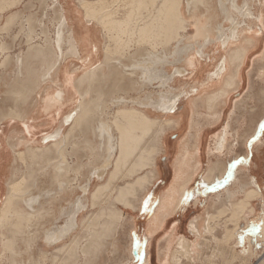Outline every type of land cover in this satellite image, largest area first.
Returning a JSON list of instances; mask_svg holds the SVG:
<instances>
[{
	"label": "bare ground",
	"instance_id": "bare-ground-1",
	"mask_svg": "<svg viewBox=\"0 0 264 264\" xmlns=\"http://www.w3.org/2000/svg\"><path fill=\"white\" fill-rule=\"evenodd\" d=\"M112 1H117L118 3L123 2L122 0ZM202 1L204 0H187L186 8L188 9V12H190L189 9L192 7L191 9L193 13L199 6V3H203ZM109 2V0H78L77 8H72L69 4V0H63L60 5L55 4L53 8L58 12L57 14H59L58 16L60 24L57 42L55 43V45H53L54 49L52 48L51 51V49H49L51 47L43 48L42 46V48L31 49L27 53V55L32 58V61H39L35 62L40 66L39 71H37V73H33L31 69L28 70L27 68L29 74H31L29 71L33 73L32 78L29 77V80L23 77V74L21 73L22 71H19L17 73L18 80L16 79V82L18 81L20 86V88L18 89H21L22 85L26 83L27 88H29H26V92L29 90V95L23 97L22 95H20L23 93L19 94V105H17L16 111H12L11 114L12 119H19L21 121V124H23L21 126L19 122V125L22 127V129L16 124L17 130L16 133L13 134H15V136L17 135V139H15L17 140V142L15 143V145H13V142L12 147H10L11 145L9 146L12 150V155L10 154L8 156L5 153L6 151H3V148L0 149V181L6 182L4 189L5 192L3 194V189L0 185V256H3V253L5 252L12 253L15 250L14 245L15 242H17L16 240L20 238L19 242H21L22 244L28 243L29 245H31L30 248L34 246L36 249L38 248L36 247V243L40 241L38 242V244L40 243V247L45 254H47L48 252L47 249H53L51 264H77L78 248L76 243L78 241H76L75 239L77 235L74 237V231L77 230L78 227V214H81V211L85 209L86 201L84 203V199L83 201L78 200V196L76 197L77 200H69L68 197L75 196V191L78 189L82 190L84 197H88L89 193L93 191L92 183L94 180L100 182L99 187H97L96 190L91 193H96V196H98V189H100L101 187H109V183L111 184V181H116L117 179H120L122 183L121 185L124 184V186L120 188L121 191L119 190L120 192H118V196L120 197V199L122 198V195L125 194L127 187H129L131 191L133 190L132 187L135 188L133 191H135L136 189L140 190L141 188L140 193H142L144 191V188L140 187V185H145L146 187V184H151L152 186L155 180L159 178L160 172H162V170L160 169V165H158L157 163L158 157L161 154H171L172 151L175 150L176 155L173 161L170 162L171 170L174 174L173 182L171 183V186H169L170 188H167V190L161 194L157 205L153 209L150 220L146 223L147 229L153 230L152 227L155 226L156 222H159L160 219H166L167 216H170L173 213V210L176 208L174 207L175 205L173 206L172 204L174 199H176L175 195L179 194L178 196L181 197V195L187 194L184 190L187 189L186 187L195 176H199L201 174V170L204 165L206 166L205 168L207 169V173H205V175L201 177V183L204 185L210 183H219L221 181L222 175L224 174L223 170L227 168L229 160L227 156H229V153L234 154L237 147H239L237 146V134L239 131L236 130L233 135L230 136L229 131L226 130L227 128H229L228 124L227 127L223 129L221 136L217 137V135H215V137L217 138L212 140L211 146L208 145V147L206 148L207 155L209 156L205 158V161L202 160V152H204L205 150V136L207 137L208 132L213 131L220 125L225 113V108L230 104L232 100L230 94L234 90H236V87L241 86L244 82V64L249 59V57L254 54V52L258 51V47L260 44L256 45L257 41L254 40V28L259 30L261 28L260 26H262L261 29L264 30V1L261 2L260 10L258 11L257 16H255V12L252 7H246V9L245 7H243L240 19L242 20L241 23H244V26H240V24L235 25V23H233V29H231L229 35L226 36V40L235 39V41L237 42L235 48L233 49L231 54L228 55V57H223V59H221L222 62L219 66L216 67L215 71L207 75L208 83L200 86V89L196 92L193 91V88H188L187 90L183 88L179 91H176L173 86H175L178 82H181V79H184L183 77L187 73V69L190 68L192 73L197 71L198 67L201 66L200 60L202 58L204 59L206 52L209 51L212 43L215 42V38L211 37L210 34L212 31L209 33L208 25H206L205 23H201L199 19L193 20L192 15H190V19H192V21H188L186 18H184L181 8L183 0H125L123 4L119 3L122 5L121 7L114 9H111L112 7L109 8ZM0 4H2L0 6V10L2 11L7 6H9L5 3ZM105 13L108 14L106 15ZM122 24L129 28H133L131 30L135 29V32H132H134V34L138 32L139 35H141L139 37H141L142 40L141 38L139 39L137 37L139 41L141 40L142 42L144 41V39L149 41V39H152L153 43L152 40H150V45L154 46L150 47L153 48L156 46L158 48L160 45L162 47L165 46L166 49L161 48L160 51H155L156 48H153L154 53H157L151 54L146 49L148 47L145 48V44H140V42L134 40L139 46L134 47L131 54L129 53L128 55L126 53L128 57L125 61L127 62L128 60L130 64H124V62H120L123 57L119 58L118 55L120 54L117 52V58H119L120 60L117 59L116 56L112 55L115 57H113L114 60H116L112 62L113 59H111L112 61L110 60V63L108 65V58H111L109 54H114L116 52V49H109V53L107 54V44L109 43V46L111 45V38L113 37L114 33L118 34L116 31L118 28V30H120ZM190 27L194 29V34L190 35L189 42L193 40H199V42H197V57H199L198 59H189V55L191 54V52L196 51V49H190L188 48V43H182L183 40L187 41L186 35ZM241 27L243 29L239 31ZM129 28L127 29L128 32ZM244 30H251V34L254 35V38H250V35L247 33V31L244 32ZM123 31L124 30L122 29V32ZM260 33H257V36ZM132 34L130 36H132ZM100 35H102V42L100 41ZM130 36L128 33V37ZM218 38L220 39L219 35ZM175 40H180L179 46H177L174 49V52L171 54V42H174ZM114 42L116 43V45L118 43L119 46L120 41L116 42L115 40ZM135 42H133L134 45H136ZM63 46L65 50H63ZM152 48L151 50H153ZM221 49H223V47H221ZM122 51L123 50H121L120 53ZM101 54H104L103 60H99L97 64H94L93 60H97V58L102 57ZM27 55L25 54L23 56ZM139 56H142V60L145 59V62H136V59H138ZM28 59L27 57H25V60ZM139 59L138 61H140ZM20 60L21 59L18 58L19 70L23 67ZM179 60L182 63V66L180 68L175 69L172 73L169 70L170 68H166L164 70L166 66L172 65L173 62L177 63ZM258 60H260V62H263V64L260 63L259 65L260 67L257 73V78L261 83L264 84V53L261 57L257 58L255 62H257ZM74 61H78V63H80V66L76 67L77 65H75ZM26 63L24 66L30 68L27 61ZM33 64L34 63H32V65ZM136 64L141 65L135 66ZM128 69L135 70L138 73L139 70H141L140 75L137 76V81L135 84V87L137 85L138 87H140L135 91L136 95L138 94V96L136 98L125 96V100L122 98H119V101L114 100L115 102H113V106L111 109L114 113V115L112 113V118L110 119L111 124L109 122V125H107L106 122L99 121V129L96 130L94 127H92V130H90L94 135L96 134L100 138L101 143L96 145L97 150L98 152H103V154L105 153V155L107 154L106 156L108 160L103 157L105 158V166L102 167V165H104L102 164L99 169L93 170L88 173L89 179L86 180L87 182H85L86 184H84V187H80L78 185L79 183L77 182L78 178L76 169L78 167L76 163H74L75 159H73L72 156L74 154V150L69 149L68 153L71 152V156L67 153L69 157H71V161L67 163L71 164V166L69 167L66 165L68 168L66 166H63L64 157L61 154L62 152L63 154L66 153V143L68 141H72L71 138L75 137L72 134H74V130L76 129V127L77 129L81 127V130H87L90 124H93L92 122H89L92 118L90 120L88 118L91 113L95 116L94 118L98 119V116L96 117V115L94 114L95 112H92V110H94L92 109V103L93 100L95 101V96H92L94 99L91 97V90H89V88L93 85L92 88L95 89L94 87L99 86V84L101 87V82L102 86H104V84L106 83L103 84V82L106 81L107 78L111 79L113 74V77H116V75L125 74ZM111 72L112 75H110ZM131 73L132 72L130 71L128 74ZM25 75L28 77L27 72ZM127 76L128 75H126V77ZM108 82L109 84H111L110 81ZM117 82L118 81H116L115 83ZM154 83H158L161 87L167 88V93L158 94L156 97H153L150 94L147 95L146 93L140 96V94L144 91L142 88L153 85ZM210 83H214L213 87H216L215 90L210 91ZM83 86H88L89 88L87 87L88 89L84 90L85 92L81 91L83 93H76V95H78V99L74 101L72 98L73 95H71V93H68V88H75L78 91L80 90V88L82 89ZM116 87L117 85L115 86V88ZM129 88H127V91H129ZM49 89L53 90V92H50L48 94ZM96 89H98V87ZM175 91L178 93L173 94ZM73 92L75 91L73 90ZM92 92H95V90H92ZM91 94L94 95L93 93ZM113 99L114 98H112V100ZM184 99L187 102L186 108L184 107V111L180 112L179 116H175L177 109L183 103ZM40 104H43V106H39ZM67 106H70L71 108L69 109V112L64 117H62L59 126L60 128H58L54 134L45 135L40 139L38 143L26 139V137L24 136V132L28 133L29 131L36 129V126L43 127L46 125L45 123L48 121L47 118L46 121L39 122V124L37 125L38 122L36 121L40 120L39 118L43 117L42 113L43 115L51 113L52 115L54 114L57 117L60 116L61 112H63V109ZM95 106L96 105H94V107ZM96 110L97 109H95L94 111ZM100 111L101 110H99V112ZM188 111L191 114V123L187 135H185L180 141L171 142L167 138L168 133L171 132V130L177 132L184 131L185 120ZM97 112L98 111H96V114H100L103 111H101L100 113ZM102 114L103 113H101V116ZM41 120L43 121V118ZM27 122H30V124H28ZM95 122L98 121L96 120ZM86 124H89V126L87 127ZM10 126L14 127L15 125ZM82 126H86V128L84 129V127ZM64 128L67 132L65 135H61ZM81 130L80 132L82 133ZM85 132L86 131H84V133ZM90 134L92 133L90 132ZM84 137L85 136H83V138ZM231 137L233 139V142L231 141ZM10 139L12 140V138H9L8 141ZM85 140L89 141L90 139ZM88 141L82 142L84 146L89 145V148L93 145L95 146L96 143L92 145L90 143L91 140L89 142ZM175 143H177L176 146ZM261 144V141H257L255 146L253 145L251 149H248L246 142L244 141V143H242V146L246 149V155L244 158L242 157L244 162L241 161L240 163H237L236 170H245L249 168L253 162H255L253 148L257 149L256 147L260 146ZM79 145L81 146V143ZM21 147H24L25 150H18ZM95 152H93L94 155ZM248 153L250 154V157ZM98 156L100 159V155ZM26 157L29 158V164L26 163ZM10 158L12 161V164H10L12 168H9ZM234 158L237 159V157ZM53 161H55V163H53ZM107 162H109V164ZM42 164L46 165L47 167H41ZM220 164L221 167L219 166ZM106 165L109 166V169H112L110 174H107L108 168ZM64 167H66L67 169ZM126 167L129 169H126ZM222 167L224 169H221ZM143 168H146V170L149 169V171L144 173L143 176L135 175L136 179L134 180V178H132V180L129 181L130 177H133L132 175L138 173ZM117 181L114 183H117ZM249 182L251 184L252 181L249 180ZM227 183V185L231 187V189L232 187H237L235 193H245L244 197H241L244 200L240 201V204H237V206L234 205V207H239V210L241 209V207H245V204L247 203V201L249 202L253 195L254 197H257L258 195L255 190L244 191L246 190L247 186L238 182L236 174H234ZM175 186L177 187V190L174 193L172 189ZM223 187L224 186H222V188ZM105 189L107 190L108 188ZM172 194H174V196ZM126 195L123 196L125 197ZM139 196L137 198H139ZM232 196L233 193L230 192V197ZM141 199H139L140 203L137 202L140 206L142 205V200L144 201V199ZM231 199L232 198H230V200ZM66 200L69 201L68 203H66V205H70V208L69 211L67 210L68 212L65 213L63 206ZM85 200H88V198ZM213 200L214 199L210 200V205H212V202H215V200ZM109 204L107 203V205ZM138 204L136 206L139 207ZM177 204L178 203H176V205ZM91 206L93 208L92 203ZM148 206L149 203L148 205H146V207ZM105 210H101L100 213L97 212L96 214L98 215H94V220L98 221L97 219H99V217L102 215L101 212L104 211L105 213ZM107 210L109 209L107 208ZM250 213L252 214V212ZM110 215L114 220H111L112 222H110L112 224V227L117 226L116 224L118 221V223H120V220L123 221L124 226L133 223L132 219L129 220V222L126 218L123 219V214L111 213ZM62 216L68 218L66 223L63 226H56L52 218H56L55 220L57 221V219L62 218ZM211 217L213 219L214 216ZM51 219L53 220L52 226H50L49 224ZM209 219H211L210 216L207 222H204V226H202L204 227V231L206 230ZM189 225V228L192 231H196V223L191 222L189 223ZM151 230H148V233L146 234H149ZM260 232L261 234L264 233V219L262 227L260 228ZM232 233V237L236 238L234 246H239L244 235L240 232L238 233L236 229L235 232H233L232 230ZM90 235L88 238H91ZM67 237H72L69 244H66ZM247 238L248 242H250L251 238ZM131 240V237H129V241ZM149 241L150 239L147 238L146 243H144L145 250L143 252L144 255L141 264H149ZM184 244L185 240H180V242H178L177 244L178 250L183 251L182 247L184 246ZM91 245L93 246V243ZM95 245L97 247V244ZM129 252L131 254L130 250ZM162 252L165 251L162 250L161 253ZM177 252L179 251H176V253ZM86 253H88V251H84L82 249V254L84 255V257H87ZM166 253L168 254V252ZM176 253L172 255L171 264H179L180 257H178ZM18 257H20V255Z\"/></svg>",
	"mask_w": 264,
	"mask_h": 264
},
{
	"label": "rangeland",
	"instance_id": "rangeland-1",
	"mask_svg": "<svg viewBox=\"0 0 264 264\" xmlns=\"http://www.w3.org/2000/svg\"><path fill=\"white\" fill-rule=\"evenodd\" d=\"M47 1H49V5L52 6L51 0H0V3H5L6 5L10 6V7L7 6L3 11L0 10V72H4L3 76L0 77V81H5V82L9 81L11 75L15 73L14 62H10V63H7L5 65V62L9 61L10 59H15L17 57L19 59H23V57L24 58L27 57V59H28L29 56L27 55V53L31 49H34V48H42V47L43 48H46V47L49 48V47H51V48H49V49H51V51H52V48L54 49L53 45H55V43L57 42V37H58V32H59V24H60L59 16H58L59 14L51 11V9L49 11L48 9H46V7H44L46 5ZM62 1L63 0H52L53 7L55 6V4L60 5V3H62ZM77 1L78 0H76V4H75L76 7H75V6H73V3H71V0H69L70 6L72 8L73 7L77 8ZM109 1H110L109 2V8L112 7L111 9H114V8L121 7L122 5L119 3L123 4V2L125 0H122L123 2H119V3L117 1H112V0H109ZM263 1L264 0H204V1H202L203 6L201 3H199V6L197 7V9L193 13H192V9H191L192 7L191 8L189 7L191 9V10L189 9V11L192 13L191 14L190 12H188V9L186 8L187 0H183V4L181 5V8L183 11L184 18H186L188 21H190V20L192 21V19H190V15H192L193 20L199 19L201 21V23H203V24L205 23L206 25H208L209 33L212 31L210 34H211V37L215 38L214 39L215 42L212 43L211 48L209 49V51L206 52L204 59L202 58L200 60L201 66L198 67L197 71L192 73L190 68L187 69V73H186L187 75L185 74V76L183 77L184 79H181V82H178L175 86H173L174 89H176V91H179L183 88H185L186 90L188 88L189 89L193 88V91L196 92L197 90L200 89V86L208 83L207 75L211 74L215 71L216 67L219 66L220 63L222 62L221 59H223V57H228V55L231 54V52L235 48V45L237 44L235 39L226 40V36L229 35L231 29H233V26H234L233 23H235V25L240 24V26H242V25L244 26V23H241L242 20L240 19L241 18V11H243V7H245V9H246V7H252L254 12H255V16H257L258 11L260 10L261 2H263ZM206 3H207V5H206ZM115 4H117V5H115ZM1 5L2 4H0V6ZM105 14L107 15L108 13H105ZM124 26L125 25L122 24L120 27V30H118L119 28L117 29L116 32L118 34L120 33L119 35L114 33V35H113L114 38L112 37L111 38L112 40H110L111 45L109 46V43L107 44V46H108V49H107L108 51L106 52L107 54L109 53V49H111V50L116 49V52L114 54L113 53L109 54L111 58H108V61H107L108 65H109L111 59H113V61L111 60L112 62H114L116 60V59L114 60V58H115L114 56H116V58H117V55H116L117 52L120 55L123 52V54L121 56L118 55L119 58H122V57L123 58L121 60L119 58H117L120 60V62H124V64H130L128 60H127V62L125 60L127 59L129 53L131 54L133 52L132 49L134 47L139 46V45H137V43L135 41L140 42V44H145L146 46L145 45H142V46H145V48L148 47L146 49L151 54L154 53L155 48L157 49V50L155 49V51H160L161 48L162 49L165 48V46L162 47L159 45L158 48L155 46V47H153L154 48L153 49L152 47H150V46H154V45H150V42H151L150 40H152V39H149V41L144 39L145 42L144 41L141 42L142 38L139 37L141 35H139L138 32H136L137 34L136 33L134 34L135 29L131 30L133 28H129L127 26L124 27ZM260 27L262 28V26H260ZM128 28H129V32L127 30ZM122 29L124 30L123 32H122ZM242 29L243 28L241 27V29H239V31ZM254 29H255V33H254L255 39L254 40L257 41L256 45L260 44L258 47V51L254 52V54L251 57H249V59L244 64V66H243L244 82L241 86H239L240 89H239V87H236V90H234L230 94L232 97V100H231L230 104L225 108V113L223 115L222 121L217 128H215L213 131H210L207 133V137L205 136V141H204L205 150H204V152H202V154H203L202 160L205 161V158H207L209 156V155H207V149L206 148L208 147V145L211 146L212 140H214L218 136H221L223 129L225 127H227L228 124H229V128H227L226 130L229 131L230 136L233 135V133L236 130L239 131L237 134L238 135L237 146H239V147H237L234 154L229 153V156H227V158H229L227 168H225V169L223 167L221 168V169H224L223 170L224 174L222 175L220 182L223 181L224 175H225V179H224V182H225L228 179L230 180L231 179L230 177H232L234 174H236L237 178H238V182L241 184L240 177H242V181H243L242 184L247 186L246 190H244V191L255 190V192L258 193L257 197L256 196L254 197V195H253V197L251 199H255V198H259V197L263 196L261 190L258 192L256 189H248V186L250 183L249 180L251 179V177L254 176L250 173L251 166L245 170H241V169L236 170L237 167H235V166H237L236 165L237 161L236 160L233 161V159H236L234 157H237V158L238 157H243V158L245 157V155H246L245 150L246 149L242 146V143H244V141H245L248 149L250 148L249 138H251V136L255 132L256 123L264 117V103H263V101H264V84L261 83L260 80L257 78V73H258L259 67H260L259 65H260V63L263 64V62H260V60L255 62V60H257V58L261 57L262 54L264 53V30L259 29L260 30L259 31L256 28H254ZM126 31L129 33V36L133 33L132 36L128 37V33ZM132 31H134V32H132ZM193 31H194V29H192L191 27L188 29V31H187L188 33L186 35L187 41L183 40L182 43L183 44L188 43V48L196 49V51L191 52V54L189 55V59H194V58L198 59L199 57H197V50H198L197 42H199V40H193V41L189 42L190 35L194 34ZM245 31H247V33L250 35V38H254V35L251 34V30H244V32ZM107 33H108V31H107ZM121 33H124V34H121ZM257 33H260V34L257 36ZM218 35L220 36V39L218 38ZM256 36L258 37V39ZM137 37L139 39L141 38V40L139 41L137 39ZM113 39H115L116 42L120 41L119 46H118V43L116 45V43L114 42L115 40H113ZM258 40H260V41H258ZM100 41L102 42V35H100ZM175 41L171 42V47H170L171 54L174 52V49L177 46H179L180 40L179 41L175 40ZM133 42H135V44L137 46L134 45ZM124 43H125V45H124ZM152 43H153V40H152ZM118 47L119 48L121 47L122 49L121 48L119 49ZM221 47H223V49H221ZM117 48L120 51L121 50H123V51L120 53V51ZM151 48L153 50H151ZM126 50H127V52H126ZM156 53H154V54H156ZM25 54L27 56H23ZM112 55H114V56H112ZM103 56H104V54L102 55V57L97 58V60H93V63L97 64L99 62V60L100 61L103 60ZM5 57H6V59L4 60ZM30 59H31V57H30ZM138 59L140 61H138ZM138 59H136L137 60L136 62H138V63H143L141 61L145 62V59L142 60V56H139ZM173 61H174V59H173ZM1 62H2V64H1ZM74 63H75V65L77 63V66H80V63H78V61H76V62L74 61ZM133 64H135V63H133ZM137 65H141V64H136L135 66H137ZM181 66H182V63L179 60L177 63L173 62L172 65L166 66L164 68V70L166 68H170L169 70L172 73L175 69L180 68ZM130 71L132 73L128 74ZM104 73H106V72H104ZM108 73H106V74H108ZM140 73H141V70H139V73H138L135 70L128 69V71L125 74L119 73L121 76L116 75V77H113L114 74L112 75V72H111L110 75H112V78L111 79L107 78L106 79L107 82L106 81L103 82V84L106 83V84H104V86H102V82H101V87H100V84H99V86H97L98 89H96L97 87H94L97 91V94L91 95V96H95L97 98V100H96L97 104H93L94 103L93 102L92 103L93 104L92 109H94V110L97 109L96 110V111H98L97 113H100L101 111H103V112H101L103 114L101 116V113L96 114V111L92 110L93 113L95 112L94 114L96 115V117L98 116L97 117L98 119L94 118L95 116L91 113V115H90V116H92L91 120H97L98 122L99 121L103 122L104 120L107 119V120H109V122L111 124L110 119L112 118V113H113V111L111 110L112 106H113V102L119 101L120 100L119 98L124 99L127 96L133 97V98H136L138 96V94L136 95L135 91L140 87H138V85L135 87V84L137 81V76H139ZM195 73H197V74H195ZM126 75H128V76L126 77ZM114 78L116 79V81H118L117 83L119 85L117 83H115L116 81ZM125 78H127V79H125ZM26 79L29 80V77H26ZM112 79H114V80H112ZM108 81H110L112 86H111V84H109ZM120 83L122 86L120 85ZM114 84H115V86L117 85L116 88H115ZM26 86H27V84H26ZM94 86H96V85H94ZM213 86H214V83L209 84L210 91H213L216 89V87H213ZM92 87H93V85H92ZM118 87H119V89H122V90H119ZM129 87H131V88H129ZM18 88H20L19 85H18ZM103 88H105V89H103ZM127 88H129V91H127L128 90ZM23 89L24 88L18 89V97H19V94L24 91ZM27 89H29V88H27ZM142 89L144 91L140 94V96H142L146 93L147 95L150 94L151 96L156 97L158 94H165L168 91L167 88L161 87L158 83H154L153 85L146 86L145 88H142ZM28 91L26 93H23L20 95H22L23 97L28 96L29 95ZM114 91H115V93H114ZM176 91L173 94H177L178 92H176ZM111 92H112V94H111ZM119 92H122V93H119ZM100 97H104V98H100ZM112 98H114V99L112 100ZM116 98H117V100H116ZM99 100H101V101H99ZM102 101L104 102V104ZM186 104H187V102L184 99L183 103L177 109L175 116H179L180 112L184 111V107L186 108ZM94 105H96V106L94 107ZM70 108H71L70 106L65 107L63 112H61L60 116H57V117L54 114L52 115L51 113H49L48 116L50 115V119L47 118L46 115L44 116L42 113L43 117L39 118L40 120H37L36 122H38L37 123V125H38L39 122H44V121H46V118H47L48 121L45 123L46 125L43 127L36 126L37 127L36 129L29 131L28 133L24 132V136L26 137V139L31 140V141H35L38 143L40 141V139L42 137H44L45 135L54 134L57 131V129L60 128L59 126H60L62 117H64L69 112ZM102 108H103V110H102ZM99 110H101V111L99 112ZM106 114H107V116H106ZM113 115H114V113H113ZM99 117H100V119H99ZM102 117H103V119H102ZM252 117L253 118L256 117V118L254 119V121L252 123L249 124L250 119ZM42 118H43V121L41 120ZM190 119H191V114L188 111V113L186 115L184 131H182L183 133L179 132V131L177 132V131L171 130V132L168 133L167 138L171 142L180 141L185 135H187V132L189 131L190 123H191ZM19 122H20V125L22 126L23 124H21V121L19 119H17L16 124L22 129V127L19 125ZM27 123L30 124V122H27ZM47 126L51 130L49 133L44 134V136L40 137L39 139L32 138L33 136L31 134H34L35 132H39V130L41 128H45ZM2 127L3 126H0V129ZM82 127H84V129L86 128V126H82ZM87 127H88V125H87ZM92 127H94L96 130H98L99 124L96 126H89V128H87V130L86 129L81 130V127H79L77 129V127H76V129H75L76 131L74 130V134H72L75 137L71 138V139H75V138L78 139V135L83 134L84 131H86V132L83 134V136L89 135L90 132H92V131H90V130H92ZM24 129H25V126H24ZM24 129H23V131H24ZM16 130H17V127H16ZM80 130L82 131V133L80 132ZM66 132L67 131L64 128L61 135L62 134L65 135ZM40 134H42V132L38 133L37 136H40ZM215 135H217V137H215ZM260 135H261V133L259 134V137H260ZM83 136L81 135V137H83ZM98 140H100V138ZM232 140L233 139L231 137V141ZM77 142H74V141L69 142L68 141L66 143V145H67L66 153H65L66 155L63 154V152L61 154L64 157V162L66 163L65 164L63 162V166H66V165L69 167L71 166V164H67L71 161L70 159H67V156H69V155L71 156V152L68 153L69 149L74 150V152H73L74 154H75V152H77L78 150L81 149V146L79 145L80 143L78 142V145H77ZM99 142L100 141H98L97 143L99 144ZM256 143L257 142H254L252 144V146L253 145L255 146ZM81 144H83V143H81ZM176 144L177 143H175V146H176ZM35 145H37V144H35ZM70 146H71V148H70ZM18 150L24 151L25 148L21 147ZM258 150L259 149L255 150V148H253V155L255 156V161H256V159H258L256 157L255 151L257 152ZM3 151H5V150L3 149ZM6 154L9 156L8 153H6ZM98 155H100V159L102 158L101 160L99 159ZM103 155L101 154V152H97V155H96V159L97 160L99 159V161L101 162L100 164L101 165L104 164V165H102V167L105 166V163H104L105 158H103L104 157ZM175 155H176V151L174 150V151H172L171 154H161L158 157L157 163H158V165H160V169L162 170V172H160L159 178L155 180L156 182H158V184H157L158 189L156 191H154V193L152 192L149 195V197L150 196L153 197L154 200H150L149 202H147L146 204L148 205V203H149V206L146 207V210L142 211L141 213L140 212L136 213V211H137V209L140 210L142 208V205L141 206L139 205V207H138L134 204H138L137 202H139V199L143 196L140 193L141 192L140 187H142L144 189L148 188V187L150 188L151 184L150 185L146 184V187H145V185H140V187H139L140 190L136 189L135 191H133L135 189L134 187H132L133 188L132 191L129 189V187H127L125 194H123V195H126V193L128 192L127 195L125 197L122 195V198L120 199V197L118 196V192H120L121 191L120 188L124 186V184L121 185L122 183H121L120 179L116 178L118 180V181L116 180L117 183H114V182H116L114 180L111 181V184L109 183V185H110L109 187L111 189L109 187H105V188H108L107 190L104 187H101L104 189H101V188L98 189V191H99V192L97 191L98 196H96L97 195L96 193L91 194L100 185L99 184L100 182L94 180L92 185H93V187H95V189H93V191L91 193H89L88 197H84L82 190H79V189L75 191L76 192L75 196L68 197L69 200L70 199H72V200L76 199L77 200V198H78V200L83 201V199H84L83 202L85 203V201H86V203H87V204L85 203V209L83 211H81V214H78V218H77L78 227H77V230L74 231V237L77 235V237H75V239H76V241H78L76 243L77 248H78L77 249V251H78V253H77L78 254L77 255L78 256V263L77 264H126L128 259L131 261L130 264H133L132 262H134L136 259L132 260V257H131L132 255L129 252V250L132 251L131 250L132 240L129 241V237H131V232H133L135 230L131 229L130 225L132 224L135 226L137 217H140L139 220L145 221V224L150 220L154 206H155V204L157 205L158 200L161 196V193L163 191H165V189L168 186V184L170 183V181H171V183L173 182L174 174L172 173L170 162L173 161ZM25 159L27 161L26 163H28L29 158L26 157ZM53 163H55V161H53ZM254 163L255 162H253L251 165H253ZM45 166L46 165H44V164L41 165V167H45ZM219 166L221 167V164ZM66 167H64V168H66ZM205 167L206 166L204 165V167L202 168V170L204 169L203 170L204 172H206ZM99 168H100V166L97 167V169H99ZM97 169H94V170H97ZM126 169H129V168L126 167ZM145 170H146V168H143L138 173L132 175L133 177H130L129 181L132 180V178H134V180H135L136 179L135 175L136 176H143L144 173L149 171V169L146 171ZM76 171H77V178L79 179V181L77 179V182L79 183L78 185L80 187H84V184H86L85 182H87L86 180L89 179L88 174H83L81 172V169L79 171V167L76 169ZM111 171H112V169H109V174ZM249 174H251V175H249ZM67 176H68V173H67ZM199 176H198V178H199ZM118 177H120V176H118ZM201 177L198 180L200 184H197V187L199 185L204 186V184L201 183ZM215 178H213V179H215ZM121 180H122V178H121ZM192 181H194V179ZM244 181H246V183L247 182L248 183L246 184ZM0 182H1L0 185L2 186V187L1 186L0 187L3 189L2 190V194H3L5 192L4 189H5L6 182L5 181H0ZM196 182H197V179H196ZM94 183L96 186L94 185ZM214 184H216V183H214ZM227 184L228 183H226L223 188L221 187L222 189H218L216 186H212V187H204L203 190H201L199 187V190H198V189H196L197 187H196V184L194 182L192 184V186L190 187V190H189L191 192L189 193V191H188V196H187L188 199L185 202V203H187V202L188 203L177 208V209H179V213L186 215V217L182 218L183 225H182L181 230H180V235L185 236V238H184L185 244L182 247L183 251L178 250L179 252H177L176 254L178 257H180V259L187 262V264H192V263H190V261H193V254H194V252L192 251L193 245L197 244V248H198L199 247L198 242L200 240H202V242L206 243V246L204 247L205 252H204V254L200 253L199 258L197 259V261H194L193 264H264V237H262L264 235V233L261 234V232H260V228L262 227L263 219H264V212H262L261 210L263 209V211H264V207L256 206L255 202L252 203V205H251V203H250L251 199L249 200V204L247 206L245 205V207L242 205L243 207H241L240 210L238 209L239 207L233 206L232 207L233 210L232 209L230 210V208L227 207L222 211V213H218L217 215H215V217H213V219H212V217H210L211 219H209L205 233L202 232L201 230H199L197 233V236H195V235L192 236L191 234L190 235L186 234V225L188 224V222L191 219L195 218L196 216L201 215L203 212V210H202L203 206L205 205V207H206L207 203L210 202L211 199H214L216 201L220 196L226 195V194H229V196L227 195V197L231 198L230 192L232 193V192H234V190L229 189L230 187ZM114 185H116V186H114ZM205 185L209 186V185H213V183L205 184ZM135 187H136V185H135ZM113 188H116V189H113ZM195 189L197 191V194L200 197H202V202H201L200 206H198V208L192 209V208H190L191 206H190L189 201L192 200V198H194L193 192L194 193L196 192ZM158 192H159V194H158ZM242 193L244 196L245 193L244 192H242ZM133 194H135V195H133ZM155 194H157V196H155ZM130 195H132V196H130ZM198 195H196V193H195V200H198V199L200 200V197ZM138 196H139V198H137ZM133 197L135 199L137 198L136 199L137 201ZM2 198H4V197H2ZM87 198H88V200H85ZM132 199H134V200H132ZM129 201H130V203H129ZM68 202L69 201L66 200L65 204L63 206L65 213L68 212L69 208H70V205H66V203H68ZM109 202H110V204H109ZM142 202H143V200H142ZM91 203L93 205V208L91 206ZM107 203L109 205H107ZM235 206H237V205H235ZM104 207H106V208H104ZM100 208H101V210H105V209L106 210H105V213H104V211L101 212L102 215L99 217V219H97L98 221H96L94 219H95V216L98 215L96 213L97 212L100 213V211H101ZM107 208L109 210H107ZM134 208H135V210H134ZM215 208H216V205H215ZM248 212L249 213L252 212L253 215H252V217H246L245 218V216H250L251 213L248 214ZM111 213L123 214V216H124L123 219L126 218L128 222H129V220L132 219L133 223H131L130 225L124 226L123 221L120 220V223H118L119 222L118 221L116 224L118 227L113 226L115 228L114 229L112 227V224L110 223V222H112L111 220H113L111 215H110ZM211 213H212V211H211ZM65 216H62V218L57 219V221L55 220L56 218H52L54 220V224H56V226H58V225L63 226L68 219V218H66L67 216L66 217ZM135 216H136V219L134 218ZM52 219L49 222L50 226L53 225ZM179 219H181V218H179ZM93 220H94V222H93ZM94 224H95V226H94ZM201 225L204 226L203 224H201ZM127 226H129V230H128ZM242 227H245L244 230L247 231L245 234H243L244 237L242 238V242L240 243V244H242V243H244V244H242V246L237 245V247L239 249H235V246H234L235 243H234L233 237H232L233 233L230 230L232 229L233 232H235V229L237 230V229H240ZM126 230H128V233L125 232ZM169 230H170V226L163 232V235H165L167 232H169ZM203 230H204V227H203ZM88 233H89V235L91 234L90 235L91 238H88L89 237ZM140 233H143V235L145 234V232H143V231L142 232L140 231ZM242 233H244V231L241 232V234ZM140 236H142V235H140ZM246 236L251 238L250 242H248V238ZM138 237H139V235L137 236V238ZM161 238H162V236L158 237L155 240V242L152 244L153 247H152V252H151V262H150V254L148 257V263L149 264H155L156 253H155L154 247H156L158 242L161 241ZM71 239H72V237L71 238L67 237L66 238V244H69ZM19 240H20V238L18 240H16L17 242H15V245H14L15 250L12 253L5 252V253H3V256H0L1 257L0 258V264H2V263L3 264H5V263L6 264H29V263H31V264H51L52 263L53 249H51V248L47 249L48 252H47V254H45L43 252L42 248L40 247V243L38 244V242H40V241H38L36 243V247H38L36 249L34 246H32L30 248L31 245H29L28 243L22 244L21 242H19ZM91 240L92 241L94 240V241L92 242ZM125 241H126L125 246H127L125 250H126L129 258H128V256L127 257L124 256V255H126L125 250H124ZM146 241H147V237L146 238L144 237L143 246H144V243H146ZM225 241H227V242H225ZM95 242H97V243H95ZM90 243L91 244L93 243V246ZM94 243L97 244L98 248L96 247V245ZM245 243H247V244H245ZM251 244H252V246H251ZM253 247H254L255 253H252ZM82 249L84 251H88V253H86L87 257H84V255L82 254ZM94 250H95V252H94ZM144 250H145V248H143V252H144ZM16 251H17V253H16ZM35 251H36V254H38V255L35 254ZM249 251L253 254V257L250 260H248V259H249L250 255H252V254H249ZM19 255H20V257H18ZM27 255H28V257H27ZM239 255L244 256L248 259L245 260L244 263L242 261L240 262V256ZM40 256H42L43 258ZM16 258H17V260H16ZM45 259H46V261H45ZM27 260H28V262H27ZM142 261H143V259H142ZM142 261H141V263H142ZM22 262H24V263H22ZM141 263H139V264H141Z\"/></svg>",
	"mask_w": 264,
	"mask_h": 264
},
{
	"label": "crops",
	"instance_id": "crops-1",
	"mask_svg": "<svg viewBox=\"0 0 264 264\" xmlns=\"http://www.w3.org/2000/svg\"><path fill=\"white\" fill-rule=\"evenodd\" d=\"M71 3H73V6H75V4H76V0H71ZM51 4H52V6H50L49 5V1H47V3H46V5L44 6V7H46V9H48L49 11H50V9H51V11H53V12H56V13H58L55 9H53V3H52V0H51ZM76 7V6H75ZM63 48H64V46H63ZM63 50H65V48L63 49ZM6 58V57H5ZM5 58H4V60H5ZM30 58V57H29ZM32 59V58H31ZM31 59H29V60H25V58H23V59H21L20 61H21V64L23 65V67L19 70V67H18V58H15V59H10L9 61H7V62H5V64H7V63H10V62H14V64H15V73L14 74H12L11 75V77H10V80L9 81H7V82H5V81H0V126H3L0 130H1V132H0V149L1 148H3L6 152L5 153H9V155L11 154L12 155V150H11V148L10 147H12L13 145H15V143L17 142V140H15V139H17V135L15 136V134H13V133H16V123H17V119L15 118V119H12V116H11V114H12V111H16V108H17V105H19L18 104V100H19V97H18V85H19V82L17 81L16 82V78H17V80H18V77H17V73L20 71H22L21 73L23 74V77L24 78H26L27 76L25 75L26 74V72H27V74H28V77H30V78H32V75H33V73H37V71H39V64L38 63H35V62H39V61H36V60H34V61H32ZM24 61H25V63H26V61L28 62V66H30V68L29 67H26L27 66V63H26V66H24L25 65V63H24ZM30 61V62H29ZM24 64H23V63ZM32 63H34L33 65H32ZM76 65H77V63H76ZM24 67H26V68H24ZM76 67H78V66H76ZM27 68H28V70L29 69H31V71H33V73L31 72V71H29L31 74H29L28 73V71H27ZM24 70H25V72H24ZM36 72H35V71ZM3 74H4V72H0V77H2L3 76ZM16 77V78H15ZM11 84H10V83ZM16 83H18V84H16ZM25 83V82H24ZM26 84V83H25ZM25 84H23L22 86V88H24L23 90V92H21V93H25L26 92V88H27V86L25 85ZM29 87V86H28ZM86 87V88H85ZM88 86H83L82 87V89L80 88V90H78L77 91V89H71V88H68V93H71V95H73V100L74 101H76L78 98V95H76V93L78 94H80V93H83V92H85L84 90H87L88 88H87ZM17 89V90H16ZM14 90V91H13ZM73 90L75 91V92H73ZM89 90H91L90 91V95H92L91 93H94V95H96L97 94V91H96V89H93L92 87H90L89 88ZM92 90H95V92H92ZM81 91H83V92H81ZM50 92H53V90H50L49 89V91H48V94L50 93ZM119 93H122V92H119ZM76 95V96H75ZM92 97V96H91ZM75 98V99H74ZM93 98V97H92ZM95 98V101H96V97H94ZM93 98V99H94ZM94 100H93V104H95L96 102H95ZM39 106H43V104H40ZM64 110V109H63ZM45 114V113H44ZM45 115H47V118H49L50 119V115L48 116V114H45ZM44 115V116H45ZM257 117V116H256ZM255 117V118H256ZM89 120L92 118V116H90L89 115ZM255 118H251L250 119V122H249V124L250 123H252L253 121H254V119ZM11 120V121H10ZM96 121V120H95ZM94 120H90L89 122L91 123H93L92 125L90 124V126H96V125H98V123H100V122H95ZM108 121V122H107ZM103 122H106L107 123V125H109V120H107L106 119V121L104 120ZM89 124H88V126H89ZM10 125H12V126H14L15 127V130H14V127H11ZM87 125V124H86ZM261 125H264V117L262 118V119H260L257 123H256V129H255V132H254V134L251 136V138H249V145H250V149L252 148V144L254 143V142H257V141H261L262 142V144L260 145V146H258V147H256L257 149H259V151L258 152H256L255 151V154H256V157L258 158V159H256V161H255V163L253 164V165H251V168H250V173L252 174V175H254L253 177H251V184L249 183V187H248V189H256L258 192L261 190L262 191V194H263V196L262 197H259V198H255V199H251V201H250V203H251V205H252V203H256V206H258V207H264V133H261V135H260V137H259V134H260V132H259V129H260V126ZM11 129V130H10ZM14 130V131H13ZM11 131H13V132H11ZM45 131V132H44ZM51 130H50V128L47 126V127H45V128H41L40 130H39V132H35L34 134H31L33 137L32 138H35V139H39L40 137H42V136H44V134H47V133H49ZM42 132V134H40V136H37V134L38 133H41ZM12 133V134H11ZM92 133V132H91ZM93 134V133H92ZM92 134H90V135H84L85 137V139H90L91 140V144L93 145V144H95V146L96 145H98V141H100V140H98L99 138H98V135H92ZM12 135H14V136H12ZM81 135L82 134H80V135H78V139H76L75 138V140H73L72 139V141H75L76 142V140L79 142V143H82L83 141H85V142H87L88 140H85L83 137H81ZM93 137H92V136ZM81 137V138H80ZM88 137V138H87ZM90 137H92V138H90ZM9 138H12V140L10 139L9 141H8V139ZM80 140H81V142H80ZM83 140V141H82ZM89 140V141H90ZM88 141V142H89ZM10 142V143H9ZM13 142H14V144H13ZM93 142V143H92ZM100 143V142H99ZM9 144V145H8ZM13 144V145H12ZM8 145V146H7ZM11 145V146H10ZM83 145V146H82ZM91 145V146H92ZM3 146V147H2ZM10 146V147H9ZM94 145L92 146V147H90L89 148V145L88 146H84V144H81V149L80 150H78L77 152H76V154L75 155H73L74 157H73V159H75L74 160V163H76V165H78L77 167H79V169H81V172L83 173V174H88V173H90L91 171H93L94 169H97V167H99V166H101V162L100 161H98V160H96V155H97V152H98V150H97V146L95 147ZM93 147H95V148H93ZM94 150H93V149ZM257 149H255V150H257ZM85 150V151H84ZM91 150V151H90ZM9 151V152H8ZM95 151H97V152H95ZM93 152H95V155H94V153ZM102 154H103V152H101ZM107 155V154H106ZM105 155V153H104V157L106 158V160H108L107 159V156ZM77 156V157H76ZM249 157H250V154H249ZM248 158V157H247ZM67 159H70V157L69 156H67ZM95 159V160H94ZM98 161V162H97ZM233 161H235V160H233ZM236 161H237V163H240L241 161L242 162H244L243 161V159H242V157H238L237 159H236ZM100 162V163H99ZM246 162H247V160H246ZM108 163V162H107ZM106 163V164H107ZM237 163H236V165H237ZM10 164H12V161H11V158H10V162H9V168H12L11 167V165ZM109 164V163H108ZM107 166V165H106ZM236 167V166H235ZM107 168H109V166H107ZM106 168V169H107ZM206 169V168H205ZM204 170V169H203ZM202 170V171H203ZM227 170V169H226ZM201 171V174H200V176H199V178L201 177V176H204L205 175V173H207V172H202ZM206 171H207V169H206ZM107 174H109V169H108V171H107ZM251 174H249V175H251ZM172 175V174H171ZM173 178V177H172ZM171 178V179H172ZM199 178H198V176H195L193 179H194V181H191L189 184H191V185H189L188 184V186L186 187L187 189L186 190H184V191H186V195L184 194V195H181V197H179L178 195L179 194H176L175 195V198L176 199H174V201H173V206L174 207H176L174 210H173V213L170 215V216H167L166 217V219H164V221L162 220V219H160V221L159 222H156V224H155V226H153L152 227V229L153 230H151V229H147V226H146V224H145V221H141V220H139L140 219V217H137V220H136V224H135V226L134 225H130V228L131 229H134L135 231H133V232H131V238H132V242H131V257H132V260L133 259H136L134 262H132L133 264H139V263H141V261H142V259H143V248H144V246H143V241H144V237L146 238H149V239H151L150 241H149V254H150V262H151V252H152V244L155 242V240L158 238V237H161L162 236V238H161V241H159L158 242V244L156 245V247H154V250H155V253H156V260H155V264H171V260H172V255L173 254H175L176 253V251H178V248H177V244H178V242H180V240H185L184 238H185V236L184 235H180V230H181V227H182V225H183V220H182V218H185L186 217V215H183L182 213H179V209H177L178 207H180V206H182V205H184V204H187V203H185L186 201H187V196H188V192L187 191H189L190 190V187L192 186V184L195 182V184H196V187H197V184H200L199 183ZM231 178V177H230ZM196 179H197V182H196ZM224 179H225V175H224V177H223V181L222 182H219V183H217V184H213V185H209V186H206V185H199L196 189H198L199 190V187H200V189L201 190H203L204 189V187H212V186H216L218 189H220L222 186H224L226 183H227V181L229 180H227V181H225L224 182ZM156 182V181H155ZM153 183V185L150 187V188H145L144 189V191L141 193V195H143L141 198L142 199H144V201L142 202V208L140 209V210H138L137 209V211H136V213H138V212H142V211H144V210H146L145 208H146V203L147 202H149L150 200H154V198L153 197H149V195L153 192L154 193V191H156L157 189H158V187H157V184H158V182H156V183ZM240 182L242 183L243 181H242V177H240ZM245 183H246V181H244ZM253 183V184H252ZM251 185V186H250ZM169 186H171V181H170V183L168 184V186L166 187V189H165V191L167 190V188H170ZM219 186V187H218ZM174 188H175V190H174ZM172 190L174 191V193H175V191L177 190V187L175 186ZM236 188L237 187H232V189L234 190V192H232L233 193V196L231 197L232 199L230 200V198L229 197H227V195L229 196V194H226V195H222V196H220L215 202H212V205H210L211 204V202H208L207 203V206L205 207V205L203 206V212H202V214L201 215H199V216H196L195 218H193V219H191L189 222H188V224L186 225V234H188V235H195V236H197V233H198V231L199 230H201L202 232H204L205 233V231L203 230V227H202V225L201 224H203L204 225V222L206 223L207 222V220H208V218H209V216L211 217V216H214L215 217V215H217L218 213H222V211L225 209V208H227V207H229L230 208V210L232 209V207L234 206V205H237V204H240V201H242V200H244L243 198H241V197H244L243 196V193L241 194V193H235V191H236ZM92 189H95V187H93ZM196 189H195V191H196ZM229 189H231V187L229 188ZM161 190V189H160ZM165 191H163V192H165ZM162 192V193H163ZM191 191H189V193H190ZM161 193V194H162ZM196 193V195H198L197 194V191L195 192ZM195 193L193 192V194H194V198H192V200H190L189 201V203H190V208H198V206H200V204H201V202H202V197H200L199 195V197H200V200L198 199V200H195ZM158 194H159V192H158ZM171 195V194H170ZM173 196H174V194H172ZM145 196V198H143ZM155 196H157V194H155ZM180 199H179V198ZM140 198V199H141ZM241 198V199H240ZM141 199V200H142ZM140 200V201H141ZM177 200H179V201H177ZM175 201H177V202H175ZM230 201V202H229ZM236 201V202H235ZM180 202V203H179ZM232 202H235V203H232ZM140 203V202H139ZM175 203V204H174ZM176 203H178L177 205H176ZM215 203V204H214ZM230 203V204H229ZM226 204V205H225ZM249 204V202L247 201V203L245 204L246 206ZM134 205H137V204H134ZM139 205V204H138ZM151 205V204H150ZM215 205H216V208H215ZM155 206H156V204H155ZM154 206V207H155ZM214 208H213V207ZM220 207V208H219ZM211 208V209H210ZM211 211H212V213H211ZM262 212H264L263 211V209L261 210ZM214 212V213H213ZM254 212V211H253ZM208 214V215H207ZM248 214H250V213H248ZM252 215L253 214H250V216H245V218L246 217H252ZM207 216V217H206ZM133 217V216H132ZM135 219H136V216L134 217ZM179 218H181V219H179ZM196 223V231H192L190 228H189V223ZM158 223H159V225H158ZM170 226V230H169V232H167L165 235H163V232L168 228ZM174 226V227H173ZM128 227V226H127ZM155 227V228H154ZM157 228V229H156ZM245 229V227H242V228H240V230L239 229H237L236 231L239 233H241V232H243L244 231V233H242V234H245L247 231H245L244 230ZM128 230H129V227H128ZM128 230H126L125 232L126 233H128ZM138 230V231H137ZM148 230H151V232L149 233V234H146V233H148ZM140 231L142 232H145V234L143 235V233H140ZM230 231H232V229L230 230ZM227 232V231H226ZM139 235V237L137 238V236ZM140 235H142V236H140ZM150 236V237H149ZM223 237V236H222ZM247 237V236H246ZM263 237V236H262ZM137 238V239H136ZM225 238V237H224ZM259 238V237H258ZM235 239L236 238H233V241H234V243H235ZM225 242H227V241H225ZM167 243H168V245H167ZM170 243V244H169ZM125 244H126V241H125V243H124V250L126 249V247L127 246H125ZM198 244H199V247L197 248V244H195V245H193V249H192V251L194 252V255H193V261H190V263H192L193 264V262L194 261H197V259L199 258V256H200V253H202V254H204V252H205V249H204V247L206 246V243H204V242H202V240H200L199 242H198ZM233 244V243H232ZM242 244H244V243H242ZM242 244H240L241 246H242ZM245 244H247V243H245ZM251 246H252V244H251ZM166 247V248H165ZM247 247V246H246ZM248 248V247H247ZM235 249H239L237 246H235ZM165 251V252H162L161 253V251ZM175 251V252H174ZM166 252H168V254L166 253ZM171 252V253H170ZM167 255H166V254ZM248 253V252H247ZM246 253V254H247ZM252 253H255L254 252V247H253V250H252ZM250 251H249V254H252ZM125 254L126 255H124V256H128L127 255V252H126V250H125ZM139 254V255H138ZM161 254V255H160ZM248 255V254H247ZM160 256V257H159ZM166 256V257H165ZM240 256V262L242 261L243 263H244V261L245 260H247V258L246 257H244V256H241V255H239ZM168 257V258H167ZM252 257H253V254L252 255H250V257H249V259L248 260H250V259H252ZM128 258H129V256H128ZM163 258V259H162ZM159 259V260H158ZM161 259V260H160ZM166 259V260H165ZM195 259V260H194ZM162 261V262H161ZM130 260L128 259V261H127V263L126 264H130ZM179 264H187V262H185L184 260H182V259H180V261H179Z\"/></svg>",
	"mask_w": 264,
	"mask_h": 264
},
{
	"label": "snow or ice",
	"instance_id": "snow-or-ice-1",
	"mask_svg": "<svg viewBox=\"0 0 264 264\" xmlns=\"http://www.w3.org/2000/svg\"><path fill=\"white\" fill-rule=\"evenodd\" d=\"M259 132H260V133H264V125H261V126H260Z\"/></svg>",
	"mask_w": 264,
	"mask_h": 264
}]
</instances>
